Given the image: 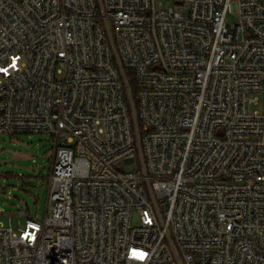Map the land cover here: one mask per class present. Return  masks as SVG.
<instances>
[{
    "label": "built area",
    "instance_id": "built-area-1",
    "mask_svg": "<svg viewBox=\"0 0 264 264\" xmlns=\"http://www.w3.org/2000/svg\"><path fill=\"white\" fill-rule=\"evenodd\" d=\"M172 1L0 0V134L56 139L0 264H264V0Z\"/></svg>",
    "mask_w": 264,
    "mask_h": 264
},
{
    "label": "rangeland",
    "instance_id": "rangeland-1",
    "mask_svg": "<svg viewBox=\"0 0 264 264\" xmlns=\"http://www.w3.org/2000/svg\"><path fill=\"white\" fill-rule=\"evenodd\" d=\"M162 1L173 5L172 0ZM55 150L56 139L48 134H0V224L7 225L20 210H27L23 220L44 219ZM137 168L135 163L123 165L125 171ZM139 222L135 213L133 223Z\"/></svg>",
    "mask_w": 264,
    "mask_h": 264
},
{
    "label": "snow or ice",
    "instance_id": "snow-or-ice-1",
    "mask_svg": "<svg viewBox=\"0 0 264 264\" xmlns=\"http://www.w3.org/2000/svg\"><path fill=\"white\" fill-rule=\"evenodd\" d=\"M6 71V70H5ZM146 254L142 252H133V256L138 259H143Z\"/></svg>",
    "mask_w": 264,
    "mask_h": 264
}]
</instances>
